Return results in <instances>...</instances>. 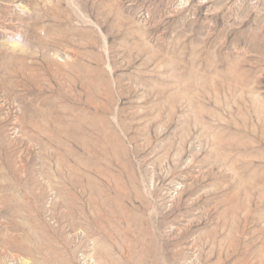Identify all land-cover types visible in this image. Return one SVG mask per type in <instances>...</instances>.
<instances>
[{"label": "rangeland", "instance_id": "1", "mask_svg": "<svg viewBox=\"0 0 264 264\" xmlns=\"http://www.w3.org/2000/svg\"><path fill=\"white\" fill-rule=\"evenodd\" d=\"M0 264H264V0H0Z\"/></svg>", "mask_w": 264, "mask_h": 264}]
</instances>
